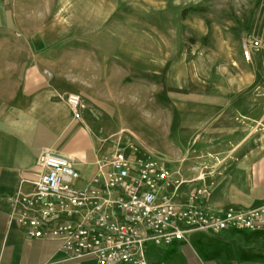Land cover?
I'll list each match as a JSON object with an SVG mask.
<instances>
[{"label":"rangeland","instance_id":"1","mask_svg":"<svg viewBox=\"0 0 264 264\" xmlns=\"http://www.w3.org/2000/svg\"><path fill=\"white\" fill-rule=\"evenodd\" d=\"M6 6L5 43L21 45L58 89L80 95L77 119L104 156L133 142L188 179V193L208 190L214 167L228 170L236 142L264 139V0Z\"/></svg>","mask_w":264,"mask_h":264},{"label":"crops","instance_id":"2","mask_svg":"<svg viewBox=\"0 0 264 264\" xmlns=\"http://www.w3.org/2000/svg\"><path fill=\"white\" fill-rule=\"evenodd\" d=\"M6 15V0H0V20ZM6 37L0 23V264H95L91 256L69 257L56 240L27 237L8 217L10 199L19 190L32 188L42 148L69 158L84 178L92 174L94 161L104 157L106 150L102 152L92 139L87 125L72 117L67 93L51 77L41 75L33 60L24 59L21 45L6 44ZM232 149L238 151L230 150L233 157L226 172L220 174L216 167L207 172L209 189L203 202L213 209L264 203V139H242ZM185 188L186 184L178 192L180 201L187 194ZM145 254L151 264H264V231H199L189 241L147 242Z\"/></svg>","mask_w":264,"mask_h":264},{"label":"built area","instance_id":"3","mask_svg":"<svg viewBox=\"0 0 264 264\" xmlns=\"http://www.w3.org/2000/svg\"><path fill=\"white\" fill-rule=\"evenodd\" d=\"M66 102L79 118L80 95L69 92ZM36 164L32 188L10 199L8 217L29 238L58 241L71 258L91 256L95 264H151L147 242L167 245L189 241L194 232L230 228L264 231V203L213 209L204 204L207 190L201 186L189 189L180 201L178 192L186 180L163 157L133 142L97 158L87 178L69 158L46 147Z\"/></svg>","mask_w":264,"mask_h":264},{"label":"bare ground","instance_id":"4","mask_svg":"<svg viewBox=\"0 0 264 264\" xmlns=\"http://www.w3.org/2000/svg\"><path fill=\"white\" fill-rule=\"evenodd\" d=\"M68 93H69V92H68ZM68 93H67V94H68ZM67 94H66V95H67ZM65 100H66V96H65ZM66 103H67V102H66Z\"/></svg>","mask_w":264,"mask_h":264}]
</instances>
